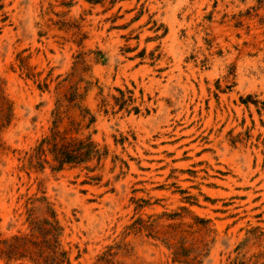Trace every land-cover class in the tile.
<instances>
[{"label":"rangeland","instance_id":"1","mask_svg":"<svg viewBox=\"0 0 264 264\" xmlns=\"http://www.w3.org/2000/svg\"><path fill=\"white\" fill-rule=\"evenodd\" d=\"M0 264H264V0H0Z\"/></svg>","mask_w":264,"mask_h":264},{"label":"trees","instance_id":"2","mask_svg":"<svg viewBox=\"0 0 264 264\" xmlns=\"http://www.w3.org/2000/svg\"><path fill=\"white\" fill-rule=\"evenodd\" d=\"M50 153L53 155V160L57 162V169H61L64 164H79L85 160L90 159L92 156H99L98 152L94 150V145L88 140L85 141H77L75 139H66L61 136L58 137L55 133L46 139H43L38 147L35 149L34 155L32 158L36 159L37 165L43 163V159L46 156V153ZM30 224L32 225V231L38 230L40 235L43 237L41 243L42 244L51 245L45 239L46 236L50 235L51 232L57 231L58 229L53 225L49 224L51 228L43 229L36 225L34 221L30 219ZM52 237H57L56 234L52 235ZM17 242H25L26 237L15 238ZM36 244V243H33Z\"/></svg>","mask_w":264,"mask_h":264}]
</instances>
